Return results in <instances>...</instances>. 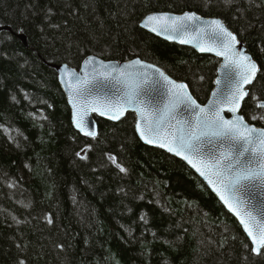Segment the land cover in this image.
<instances>
[{
	"label": "trees",
	"instance_id": "obj_1",
	"mask_svg": "<svg viewBox=\"0 0 264 264\" xmlns=\"http://www.w3.org/2000/svg\"><path fill=\"white\" fill-rule=\"evenodd\" d=\"M186 11L258 62L241 114L264 128V0H0V264H264L185 164L140 142L134 115L82 137L57 82L54 66L90 56L140 59L204 104L219 60L140 27Z\"/></svg>",
	"mask_w": 264,
	"mask_h": 264
},
{
	"label": "snow or ice",
	"instance_id": "obj_2",
	"mask_svg": "<svg viewBox=\"0 0 264 264\" xmlns=\"http://www.w3.org/2000/svg\"><path fill=\"white\" fill-rule=\"evenodd\" d=\"M227 2L231 3L232 0H227ZM166 19L163 16H148L145 25L152 21ZM199 19L195 14L173 17L171 30L181 34L190 31L196 32L197 29L190 28V25ZM209 27L211 28V32L208 33L209 38L214 41L219 40L220 47L223 49L217 51L216 55H223L225 63L222 66L223 81L217 80L216 82L218 85L223 83L224 87L213 93L216 100L210 101L207 108L201 107L192 99L191 95L187 93L186 85L173 82L164 72L156 68L153 71L159 74V78L152 81H149L147 73L138 74L142 75L139 82L135 80L129 82V80H121L120 76L102 74L104 80L115 81L121 87L115 89L117 93L115 102L100 105L93 103L92 110L100 111L101 115H109L110 119H119L120 115L131 106L139 113L142 120L149 122L150 131L153 118L158 129L166 122L169 127H173L171 121L175 120L180 127L171 133L169 151H175L177 155H181L184 152L201 153L202 150H206L204 155L207 157V161L203 164L204 170L197 168L201 175H205L207 170L226 190L236 192L244 189L255 197L257 191L264 189V130L249 127L245 124L244 118L235 116V113L239 111L240 102L248 96L243 85L252 83L258 69L249 56L236 50L238 44L236 36L229 32L219 20H212ZM152 30L156 31L155 28ZM164 31L167 32L168 28H165ZM158 34L160 33L158 32ZM191 42V40L180 39V43ZM194 46L201 52L213 50L202 43H196ZM136 64H140V62L137 61ZM160 79L164 81L165 85L171 86L167 92L160 84ZM77 83L83 84L84 87H77L76 94L85 97L86 100L99 87L88 88L89 82L79 79ZM145 84L148 85L147 88L144 87ZM225 107L227 111L233 113L234 119H225L221 116L220 113ZM257 107L264 108V102L258 101ZM146 108H150L151 111L146 113ZM180 117L186 119L181 120ZM260 118L264 119V116ZM74 120L76 127L83 131V121L79 112ZM137 130L141 137L145 138V131L139 123ZM85 134L95 135L94 132ZM145 139L148 143L152 142ZM159 146L164 147L165 144L161 143ZM184 158L188 159L189 163H193L188 155H185ZM193 167H196L194 163ZM123 170L121 169V171ZM209 183H213V181L210 179ZM221 199L229 207V210L240 217V222L244 225L245 232L254 245L251 250L257 255H264V251H262L264 249V223L250 224V220L254 219L250 213L245 214L248 217L245 219V216L241 215L240 210L233 206L229 198L222 194Z\"/></svg>",
	"mask_w": 264,
	"mask_h": 264
},
{
	"label": "water",
	"instance_id": "obj_3",
	"mask_svg": "<svg viewBox=\"0 0 264 264\" xmlns=\"http://www.w3.org/2000/svg\"><path fill=\"white\" fill-rule=\"evenodd\" d=\"M185 14H195L200 19L197 21H194L192 25H190V28L195 27L197 29L196 32H187L184 34H181L179 32H173L171 29L173 27L172 25V18L173 17H183ZM148 16H163L166 17V20H159V21H152L149 22L147 25H145V21ZM212 20H219L224 27L231 32L233 35L236 36L235 33H233L230 29L226 27V25L218 18H212V17H203L201 15H198L195 12L186 11L183 13H167V12H161V13H152L147 15L141 22L140 27L150 33L151 35L167 42L170 44H175L180 47L190 48L193 51H195L199 55L203 56H209L213 57L219 60V64L216 70V77L213 81V88L209 94V97L207 101L204 104L199 103L195 97L192 95L191 90L189 86L182 81H177L170 77L165 71H163L158 66L142 61L140 59H133L130 61L125 62H115V61H104L97 57L90 56L87 57L82 64L80 65L79 69H74L69 67L68 65H58L54 66L53 69L55 70V73L57 75V82L58 85L65 97L66 103L68 105L69 111H70V121L72 128L74 131H76L80 136L85 138H94L98 135L99 131V124L98 120L105 121L108 123H118L123 118H125L128 114L134 115L136 122H135V133L140 140V142L150 148L158 149L160 151H163L164 153H167L174 158L181 161L183 164H185L208 188V190L212 193V195L216 198V200L221 204L223 209L237 222L239 227L241 228L242 232L246 236V238L249 240L252 247L254 245L252 244L251 238L247 235L244 229V225L240 222V217L237 216L233 211L229 210V207L224 203V201L221 199V195L223 194L226 198L230 199V202L233 204L234 207H237L238 210H240L241 215L245 216V219H248V217L245 215L246 213H250L251 217L254 219L250 220V224H255L257 222L264 223V189H261L255 193V197H253L252 193L248 190H240V191H231L226 190L219 182H217V178L215 176L210 175V173L206 170L205 175H201L200 171H197V168H203L204 162L207 161V157L204 155V152L206 150H202L201 153H195V152H184L181 155H177L175 151H169V141L172 139L171 133L176 131L177 128L180 127V125L177 124L175 120L171 121V124L173 127H169L167 122L162 125L158 126L153 121L151 123V131L149 130V122L142 120L139 113L134 110L133 107H128L127 111H124L119 119H110L109 115H101L100 111H93L92 110V104L96 103L97 105L100 104H108L110 102H115L116 98V88L121 87L120 84H116L115 81H107L104 80L102 74H110L111 76H120L121 80H129V82H132L135 80L136 82H139L142 79V75L147 73L149 81L155 80L159 78L158 73H154V69L158 68L160 71L164 72V74L173 82L177 84H184L186 85L187 93L191 95L192 99L196 101L197 104H199L201 107L207 108L210 101L216 100V97L213 96L214 92H218L219 89L223 88V83L218 85L216 82L217 80L223 81V64L225 63V57L223 55L218 56L216 55L217 51H222L223 49L220 47L219 40H212L209 38L208 33L211 32V28L209 27L210 22ZM185 23H188L185 21ZM155 28L156 31H153L152 29ZM168 28V31L165 32L164 29ZM2 29H0L1 31ZM158 32L160 34H158ZM238 44L236 45L237 51H242L245 55L249 56L251 60L256 64V67L258 71L256 72L255 79L250 84L243 85V88L248 92L249 94V88L254 84L256 77L260 71V66L258 62L248 53L246 47L239 41L238 37L236 36ZM180 39H186L191 40V43H180ZM196 43H202L206 47H210L213 50L212 51H205L201 52L199 48L195 47L194 44ZM139 61L140 64H136V62ZM140 65H143L144 67H141ZM151 65V67H148ZM123 73L124 75L121 76L120 74ZM80 81H87L89 82L87 84L88 88H93L94 86H99L97 90H95L91 96L87 97V100L83 96H78L76 94L75 89L77 87H84L83 84H78L77 80ZM237 79H239L237 77ZM160 84L163 86L164 91L167 92L168 88L171 87L170 85H165L164 81L160 79ZM145 88L148 87L147 84L144 85ZM248 96L244 98L243 101L240 102L239 111L235 113V116H244L241 114L242 106L247 99ZM147 99V98H146ZM264 102V101H263ZM75 105V106H74ZM146 113L151 111L150 108L145 109ZM79 112V115L83 121L82 127L83 131L76 127L75 124V116ZM114 114V113H110ZM221 116H223L225 119H234V115L232 112L227 111V108L225 107L223 111H221ZM181 120H185V117H180ZM245 124H247L249 127H255L256 129L264 130L263 127L257 126L254 124L249 123L244 118ZM140 124L141 128L145 131V138L151 140V143L146 142L145 138H142L140 135V132L137 130V124ZM86 132H94L95 135H87ZM178 135V133H177ZM164 143V147H160L159 144ZM188 155L189 159L193 161V163L196 165V167H193V163H189L188 159H185L184 156ZM212 180L213 183H209V180ZM226 182V181H225ZM253 252V251H252ZM255 256H258L256 253L253 252Z\"/></svg>",
	"mask_w": 264,
	"mask_h": 264
}]
</instances>
